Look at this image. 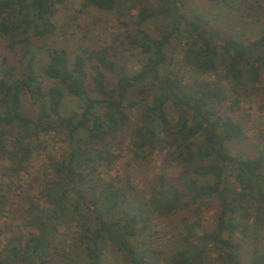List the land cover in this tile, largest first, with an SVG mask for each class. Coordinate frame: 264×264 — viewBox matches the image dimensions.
Here are the masks:
<instances>
[{
    "label": "trees",
    "instance_id": "1",
    "mask_svg": "<svg viewBox=\"0 0 264 264\" xmlns=\"http://www.w3.org/2000/svg\"><path fill=\"white\" fill-rule=\"evenodd\" d=\"M161 1L158 7H148L139 1L127 6V0H82L84 9L96 7L120 15L137 10L138 27L125 38L144 61L141 68L126 73L115 46L83 48L71 63L66 49L43 43L53 31L50 16L67 0H0V33L10 37L11 46L20 43L25 48V71L20 78L9 57L0 53V165L6 126L22 130L23 138L54 130L65 133L69 150L55 162L56 178L46 196L53 205L51 219L61 223L70 218L71 225L76 223L74 242L79 249H72L67 264H106L110 247L129 264H158L141 244L133 243L149 226V212L182 218L171 264H200L214 250L220 264H245L238 234L248 232L252 207L257 209L256 218L264 215V147L257 157L241 159L227 146L245 136L243 125L229 112L240 103L231 90L248 94L255 89L264 94V32L247 40L223 36L211 23L188 16L184 0ZM158 16L171 18V26L154 36L142 25ZM174 39L185 41L178 58L175 47L169 48ZM186 68L216 79L192 85L186 80ZM40 76L58 80L78 100L79 110L63 115L65 91L57 85L43 88ZM134 89L141 95L151 94L133 133L137 157L146 159L150 152L166 150L177 163L212 178L203 182L186 178L175 184L163 176L161 188L146 201V208L132 202L130 181H105L97 174L113 156L110 139L130 122L129 110L137 103L132 98ZM25 91L39 104L37 118L22 110ZM20 153L23 162L32 149L21 147ZM211 196L219 201L216 225L198 232L202 200ZM13 251L11 259L16 264H34L50 254L49 238L32 235ZM0 264H5L1 258ZM249 264H264V251L255 248Z\"/></svg>",
    "mask_w": 264,
    "mask_h": 264
},
{
    "label": "rangeland",
    "instance_id": "2",
    "mask_svg": "<svg viewBox=\"0 0 264 264\" xmlns=\"http://www.w3.org/2000/svg\"><path fill=\"white\" fill-rule=\"evenodd\" d=\"M141 2L148 7H158L161 0H127L130 3ZM183 10L190 17L199 18L211 23L223 36H234L242 40L254 39L264 32V0H184ZM82 0H67L63 5L55 8L50 16L51 33L42 39L43 43L51 48H64L68 51L70 62H74L76 55L83 48L99 49L104 46H115L118 49L119 65L124 72L132 73L141 68L144 58L139 50L130 46L125 38L126 33L135 31L137 10L131 9L124 15L119 12L105 11L96 7L84 9ZM129 13V14H128ZM171 18L158 16L144 23V27L154 36H160L168 31ZM34 36V32H31ZM10 37L0 33V53L7 55L10 64L16 68V76H23L24 45L10 44ZM185 41L174 39L169 48L175 47L174 54L180 57V50ZM46 55V50H43ZM222 68H220L221 70ZM187 82L195 85L197 81L216 79L211 74H198L190 69H184ZM221 78L223 77L220 73ZM224 79V78H223ZM43 88L57 85L65 91L63 115L67 116L79 110V102L65 90L58 80L40 76ZM264 84V70L262 74ZM230 87V86H228ZM138 88V86H137ZM233 98L240 100L238 106L229 112L243 125L245 136L228 142L227 146L237 158L257 157L264 147V94L255 89L234 91ZM94 93V91H93ZM95 94V93H94ZM22 110L29 116L37 118L40 111L39 104L27 91L23 93ZM132 98L137 103L130 108V122L123 131L115 134L109 141V151L113 156L111 161H104L106 167L97 173L105 181L120 179L125 183L130 181L134 189L132 202L146 208V201L161 188V177L167 182L180 184L186 178H195L199 181H210L211 176L197 175L191 165L179 164L173 160L169 152L157 149L147 154L146 159L136 155L133 144V133L139 122L142 106L151 98L150 92L141 95L134 89ZM225 105L226 107L230 104ZM174 120L176 112L170 111ZM23 141L19 143V140ZM3 146L5 153L1 161L0 175V258L5 264H16L11 257L13 247H22L32 235H41L49 238L50 254L39 257L34 264H67L68 255L72 249H79L74 242L77 227L69 219L61 223L50 218L53 205L49 202L46 193L51 180L56 178L54 165L61 159L63 153L69 150L68 139L60 130L40 133L37 136L23 138V132L17 127L4 128ZM21 147L32 149V155L21 162ZM110 164V166H108ZM120 184H123L121 182ZM133 202V203H134ZM219 201L216 197H207L202 200L201 225L198 232L212 230L217 222ZM253 218L249 220L248 232L238 234L237 241L242 245L241 260L249 264L253 250L258 248L264 251V215H258L256 207H252ZM150 224L145 232L133 243L141 244L146 250L149 259L158 264H171L170 259L174 249L179 245L178 232L181 227V217L168 219L156 213L149 212ZM188 214V213H187ZM90 217V214H87ZM73 218V217H72ZM73 221L72 219H70ZM179 226H176V225ZM184 229V228H183ZM114 247L107 248L106 264H129L120 254L114 252ZM71 261V260H70ZM72 263V262H71ZM200 264H220L217 251H210L205 261Z\"/></svg>",
    "mask_w": 264,
    "mask_h": 264
}]
</instances>
